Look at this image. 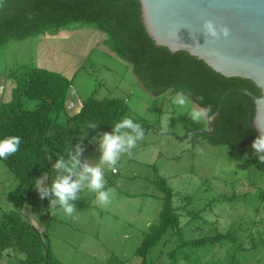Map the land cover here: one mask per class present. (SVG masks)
Masks as SVG:
<instances>
[{"label":"rangeland","instance_id":"374dc122","mask_svg":"<svg viewBox=\"0 0 264 264\" xmlns=\"http://www.w3.org/2000/svg\"><path fill=\"white\" fill-rule=\"evenodd\" d=\"M92 31L95 29L91 25L75 23L56 33L13 39L0 48V72L7 76L21 65L42 66L41 45L45 50L48 45L55 46L57 69L73 78L69 100L76 94L82 101L92 95L99 100L120 99L134 120L161 130L149 131L137 141L135 153L121 156L114 166L119 175H113L107 164L102 166L105 189L114 191L108 205H99L95 191L88 188V181H83L74 193L75 198L68 202L76 219L36 218L41 214L35 205L24 207L25 217H34L45 229L48 227L53 257L62 264H140L135 252L145 231L141 230L143 218L150 219L152 225L160 219L163 201L153 183L158 176L173 191V207L179 215L181 231H167L149 253L151 264H172L169 254L174 250H177L174 259L179 264H230L234 256V264H264V207L259 198L264 191V172L256 169L244 148L213 146L203 137L193 140L195 131L209 130L208 120L192 122L186 110L171 103L174 96L171 93L161 96L150 93L128 62L106 51V36L97 31L98 37H92ZM37 105L38 101L25 99L27 109L33 110ZM70 112L71 109H66L58 120L64 122ZM83 152L84 158L99 164L102 155L99 141ZM0 166L1 220L4 213L17 209L8 200L17 182L9 167L1 161ZM67 175L52 167L46 187L50 188L51 180ZM77 177L71 176L70 182ZM121 180L123 184H118ZM129 193L147 195L129 198ZM150 193L153 196H148ZM40 199L37 193L34 200ZM47 211L50 212L49 206ZM34 225L39 229L38 224ZM228 233L243 242L247 250L237 251L227 240L198 249L182 247L186 242ZM257 242L258 248L249 249ZM109 249L114 256L108 253Z\"/></svg>","mask_w":264,"mask_h":264},{"label":"trees","instance_id":"16d2710c","mask_svg":"<svg viewBox=\"0 0 264 264\" xmlns=\"http://www.w3.org/2000/svg\"><path fill=\"white\" fill-rule=\"evenodd\" d=\"M75 23L91 25L104 34L109 49L132 66L139 82L153 95L181 92L198 107L207 108L209 131L225 92L246 88L261 96V90L251 80L226 78L187 52L173 54L165 47H157L146 32L139 0H0V48L10 40L56 33ZM6 77L15 84L11 100L0 104V139L15 135L20 137L21 143L15 154L0 159L17 182L16 189L8 194V200L17 209L4 213L0 220V264H62L51 252L48 227L39 225V234L30 218L22 214L27 205H41L48 210L44 201L34 200L39 193L35 181L44 178L42 186L46 187L50 169L58 159L67 160L69 151L77 144L83 150L94 146L103 133H111L114 123L125 116L132 117L124 101L99 100L92 95L82 101L76 113L61 122L59 114L67 109L73 78L25 65L12 69ZM25 99L38 101L37 107L27 109ZM255 114L254 100L233 92L223 102L215 130L210 135L195 131L193 140L203 137L213 146L244 148L256 169L264 172V161L252 147L258 136L253 125ZM134 122L141 124L144 134L152 130L161 132L145 121ZM89 123L98 126L92 129ZM153 183L161 193L163 204L159 222L144 232L141 245L136 249L140 264H151L149 253L169 229L176 233L181 231L179 215L173 207V191L164 178L157 176ZM259 198L264 207V191L259 193ZM223 240L232 242L237 251L247 250L244 243L230 233L186 242L182 247L198 249ZM259 246L257 242L249 249ZM176 251L169 254L172 264H179L174 259ZM235 258L232 257L230 264L235 263Z\"/></svg>","mask_w":264,"mask_h":264},{"label":"water","instance_id":"95a60500","mask_svg":"<svg viewBox=\"0 0 264 264\" xmlns=\"http://www.w3.org/2000/svg\"><path fill=\"white\" fill-rule=\"evenodd\" d=\"M146 32L157 47L173 54L187 52L226 78L251 80L261 90L256 96L246 88L225 92L212 117V130L225 98L238 92L256 106L253 125L264 131V0H139ZM211 21L217 36L204 29ZM227 30L224 35L222 30ZM34 230H40L32 223ZM49 253L46 250V260Z\"/></svg>","mask_w":264,"mask_h":264},{"label":"clouds","instance_id":"9594fccd","mask_svg":"<svg viewBox=\"0 0 264 264\" xmlns=\"http://www.w3.org/2000/svg\"><path fill=\"white\" fill-rule=\"evenodd\" d=\"M204 29L208 35L215 38L217 32L211 21H208L204 25ZM224 35H227V30H222ZM171 103L180 110H186L190 120L194 123H201L204 121L208 112L207 108H200L193 106L188 96L176 92L171 99ZM97 124L89 123L88 127L95 129ZM144 130L141 124L134 122L130 117H123L121 120L114 123L111 133H103L102 137H99L100 148L102 149V155L99 164L96 166H89L88 164L82 165L81 171L77 173L75 170L80 166L81 162L79 156L83 149L79 144L68 153V159L63 157L58 159L52 167L56 170H63L68 173L67 176L58 177L52 181L49 187L42 186L44 178H38L35 181V188L39 192L41 198L48 195L51 191L58 201L53 200L52 204L57 202L65 215L71 216L73 213V206L68 203L69 200L74 199V193L81 187L83 181H88V188L95 191V200L99 205L106 206L111 202V197L114 194L113 189H105V177L103 165L107 164L108 168L115 170L123 154H131V150L136 146L137 141L144 138ZM95 139V138H94ZM21 140L19 136H6L0 139V159H6L7 157L15 154L20 146ZM253 149L258 154V158L264 161V131L254 139L252 143ZM78 176L77 180L70 182L71 176Z\"/></svg>","mask_w":264,"mask_h":264},{"label":"crops","instance_id":"0c3cea01","mask_svg":"<svg viewBox=\"0 0 264 264\" xmlns=\"http://www.w3.org/2000/svg\"><path fill=\"white\" fill-rule=\"evenodd\" d=\"M91 35H92V37L97 38L98 37V32L96 30L92 31ZM54 49H55V46H49L48 45V46H46V50H45L43 45H41L40 53L42 51H43V53L40 55V61H41L42 66H40L39 68L47 69V70H50V71H54V72L60 73V74L64 75L65 77L69 78L67 75H65L63 73V70L61 71L60 69H57L58 68V63H57L58 61L56 59L57 54H56V51ZM105 49L109 53L113 54V52L109 49V47L105 48ZM58 52H59V49H58ZM14 84H15L14 80L8 79L6 77V75H5V73L0 72V104L1 103H7V102H9L11 100V98H12V89L14 87ZM69 96H71V95H69ZM81 104H82V100L76 94L74 99H71V100L68 99V101H67V109H71L70 114H74L80 109ZM195 106H197V105H195ZM205 118L208 120L207 116ZM83 151L81 152V154L79 156V160H80L81 164L76 169L77 173H79L81 171L82 165H84V164H88L89 166H93V167L96 166V164L94 163V160L84 158V156H83L84 152ZM131 151H133V153H135L136 149L133 148ZM0 168H1V166H0ZM1 171H4V169L1 170ZM114 171L112 172L113 175H115V176L119 175V173L117 171H116V173H114ZM5 174H6V172H5ZM77 179H78V177L75 178V180H77ZM49 180H50V178H49ZM50 184H52V180H51ZM118 184H123V180L119 181ZM115 185L117 186V184H115ZM141 195H147V194L140 193L139 195H132V194L130 195V193H129L128 197L129 198H136V197H141ZM149 195L153 196L151 193L148 194V196ZM41 200H43L50 207V212L53 213V215H50L49 214L50 212L45 210V208L42 207L41 205H37L36 207L39 209L38 211H39V213L41 215L39 217V214H38L36 218H46L47 216L49 218H51V219L52 218H65L64 216H66V218H68V217L69 218H73V219L78 218V217H76V215H74V213H72L71 216L65 215L63 210H61L60 205H59L58 202H57V204L53 205L52 201L53 200L58 201V198L55 197L54 194L51 191H49L48 195L43 197V199L41 198L39 201H41ZM56 215H58V216H56ZM59 216H62V217H59ZM30 220H31V223L34 222V223L38 224V227H39V225H40L39 220L35 219L34 217L30 218ZM151 222L152 221H150V219H148L146 221V218H143V228H141V230L142 231L143 230L147 231V229L152 225ZM50 226H51V223H50ZM144 232H143V234H144ZM140 236L141 235L137 236V238L140 237ZM124 238L126 239V238H128V236L125 235ZM104 247L107 248L106 245H104ZM108 253H111V255L114 256L113 252L110 249L108 250Z\"/></svg>","mask_w":264,"mask_h":264},{"label":"built area","instance_id":"2783aa9c","mask_svg":"<svg viewBox=\"0 0 264 264\" xmlns=\"http://www.w3.org/2000/svg\"><path fill=\"white\" fill-rule=\"evenodd\" d=\"M114 173H116V171H114Z\"/></svg>","mask_w":264,"mask_h":264}]
</instances>
